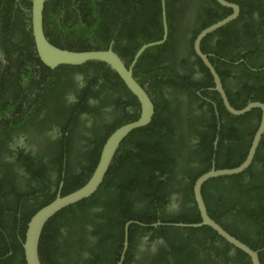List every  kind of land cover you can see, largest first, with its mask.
<instances>
[{"label":"flooded vegetation","instance_id":"1","mask_svg":"<svg viewBox=\"0 0 264 264\" xmlns=\"http://www.w3.org/2000/svg\"><path fill=\"white\" fill-rule=\"evenodd\" d=\"M75 1L77 0H53L52 7L63 9V6L69 3L74 4ZM165 1L169 27V0ZM172 1L175 8L180 9L176 15L173 14L172 19L174 23L178 24L180 31L178 38L180 40L176 43L177 50L174 52L172 60L178 58V62L184 59L195 62L197 57L195 55L190 56L187 50L188 46L183 42L192 38L193 33L188 27L197 21L200 3L203 6L204 0H188L187 3H180V0ZM240 1L242 2V0ZM243 1H247L244 6L253 11L252 16H241L243 5L229 2L240 7V14L236 20L243 18L232 28L236 29L242 37L238 46L244 49L228 53L230 58L224 52L220 53L219 51V54L216 49L214 51L208 50V53L202 49L205 54L209 55L211 62L214 58L221 59L223 68L228 69L226 70L227 75L221 77L228 97L229 94L240 93L245 83L255 82L251 76H248L238 67L242 63L247 64L252 71L264 73V44L261 54L263 58L259 60L256 67H252L244 58V55L249 52L246 48L250 47L248 39L253 32L257 34V42L259 44L263 42L264 0L254 2L255 7L248 0ZM98 2H102V0H81L78 4H74V8H77L83 16L86 14L84 12L86 4H98ZM109 2L110 4L101 9L104 21L108 23L117 22L118 24L126 20L124 18L136 14L138 16L147 15V18L150 19L157 14L155 9L160 6L161 26L164 33L163 0H120V8L116 1L109 0ZM218 5L224 7L220 3ZM63 10L65 12L63 11L58 17H55V20H61L58 24L54 23L55 20L53 22L52 20L48 21L49 32L52 33L54 28H59L62 21L66 19L64 17L65 14L67 15V11ZM120 12L123 17H119ZM72 20L70 19V23L73 22ZM94 24L97 25L98 21L92 20L91 25ZM227 36L229 39L217 38V35L213 36L211 39L212 46L216 48L219 39H224L227 45L228 42L226 41L232 39L230 37L232 34L228 33ZM24 43L18 41L17 37L10 38L9 33L5 36L0 35V74L6 70L23 69L24 65L31 71V78L19 82L21 95H19L17 106L0 115L1 264H23V258L25 260L23 243L31 218L41 208L53 200L55 201L59 195L64 196L73 191L64 189L68 167L77 173H73L77 176L70 180L73 185L71 187L79 185V182L82 187L91 178L99 163L100 152H102L99 151V145H102L105 139L107 141L116 129L138 119L141 113L138 100L135 101L127 92L115 91L113 87L104 85V81H101L100 75L95 73L93 66L87 67L86 70H79L77 67L70 68L66 72L60 73L57 71L58 68L52 70L31 60L22 62V66L7 67L9 63L7 52L18 53L21 51L19 49L26 50L28 44ZM109 46L113 48L114 43ZM230 47L235 51V44ZM170 54L172 55V53ZM239 57L240 60L234 62ZM212 63L215 66L214 62ZM233 63L235 67L232 66ZM168 65L179 72L177 74L179 79L175 82L176 87L173 86L175 84H168L165 81L171 80L170 75L160 74L158 77H161L163 82H160L158 86L154 84L153 87H151L150 82H154L156 76H146L145 80L140 77L144 83L142 85L147 89L157 106H162L163 103L157 101L156 95L160 91L164 105L167 103L166 110L169 111L167 116L170 117L174 140L178 145L184 142L186 146L183 147L184 152L179 150L177 155L172 150H168L176 159L173 173L176 177L168 185L167 203L164 211L161 212L159 208L150 209L149 214L151 216L144 212H137L140 207L145 210L147 205L138 198H134L132 206L137 217L122 224V218L109 221L101 218L99 213L103 210L102 207L92 206L84 213L79 211L81 216H78V219L74 218L71 210L61 213L63 209L50 219L44 228L40 243V256L43 264H119L121 261L123 264H237L238 251L234 247L232 248L211 227H199L201 229L197 231L198 228L175 225L196 224L200 221H198L200 213L197 212L198 209H195L197 204L193 186V177L200 175V163L191 159V155L193 151L199 150L198 147L200 148L202 144L201 137L210 134L209 136L212 138L209 142L213 143L215 150H217L220 139L224 136L229 137L230 145H235V136L237 133L240 134V129H245L247 125L251 127L257 125V130L259 129L263 112L261 108L252 109L245 114L249 119L241 123L238 119L228 116L230 113L227 111L220 94L215 90V84L212 87L205 86L203 88V86H199L206 81V73L211 74L208 68L202 71L199 66L177 68V66L170 65L169 62L164 63V66ZM94 77H98V82L94 80ZM244 81L245 83L242 84ZM164 82L165 84H163ZM262 82L264 86V81ZM258 85L259 82L256 86L258 90L251 91L250 99L244 107L250 103L264 104ZM22 96H25L24 100L21 98ZM248 96V93H245V95H241V98L244 100ZM221 104L228 113H225V116L219 112ZM230 115L234 117L244 116ZM154 121L153 115L151 123ZM147 126L140 129H145ZM223 129H226L230 135L226 134ZM237 129L239 131L235 133ZM144 133L150 138L151 132L148 128ZM159 136L157 132L139 156L136 151H133L134 155L138 156V160H135L136 163L140 161L143 166L150 168L156 166L155 160L153 162L151 158L152 156L156 157L158 149L156 139ZM250 141L248 136L247 144ZM243 142L244 140H241L238 144H243ZM135 147H141V143L137 140L134 142ZM167 147L175 148L177 145L168 141ZM250 148L246 153L247 156ZM119 155L120 151L118 150L115 159ZM145 155L146 158L143 159ZM216 157H218L217 151L214 155L215 159ZM115 159L111 168L114 166ZM141 160H145L146 163ZM42 163L48 165L51 170L59 167L62 172L48 171L44 178H39L33 177L31 173L29 174L25 170L28 166ZM91 163H96V165L91 176L87 177L86 174L89 173V169L83 170L82 168L90 167ZM126 163V161H122L118 166L122 167ZM254 166V171L243 178V183L236 184L229 179H224L222 183L226 188L223 186L219 188V191L218 189H211L210 193L205 195L203 193V196L211 218L221 225L227 233L231 235L237 233L240 238H245L255 245L260 251L261 263L264 264V260H262V256L264 257V218L257 219L253 223L255 220L250 221L247 210H244L245 206L247 209L254 207L256 205L255 200L258 199V205L260 204L264 213V151L261 159L256 161ZM213 168H216L214 162ZM153 173L159 182L161 179H165L159 171L155 170ZM249 182L256 185L258 193L251 191ZM257 194H259L258 198L255 197ZM207 197L213 200V204L208 202ZM219 197L226 201L229 207L228 220L230 223L228 225H223L213 215V212L219 211L216 210ZM11 198H18L19 202L9 204ZM235 216L239 219L236 220ZM246 222L251 227H248ZM11 226L13 227L12 232ZM168 239L172 240L174 249L168 245ZM126 240H128V248L127 251H124ZM15 245L20 250L18 253L13 250H16ZM176 249L184 250L177 252ZM163 250L161 260L160 253Z\"/></svg>","mask_w":264,"mask_h":264},{"label":"trees","instance_id":"2","mask_svg":"<svg viewBox=\"0 0 264 264\" xmlns=\"http://www.w3.org/2000/svg\"><path fill=\"white\" fill-rule=\"evenodd\" d=\"M80 1L81 0H77L74 2V4H78ZM113 1H116L117 5L119 3V8H120V0H113ZM187 1L188 0H180V3H187ZM227 1L236 2L240 6L243 5L241 16L243 15L252 16L253 11L252 10L250 11L248 7L244 6L247 4V1L242 0L243 4L240 0H227ZM248 1L252 6L255 7V3L257 2V0H248ZM46 2L47 3L45 4V13H44V28L46 35L48 38L50 37L51 43L57 45L62 49H67L71 51L107 50L110 47L109 45L114 43L113 50L123 58L126 65L128 66L133 61L134 56L136 55L138 50L144 44L158 41L163 37L160 6L155 9V13L157 14L153 15L150 19L147 18V15L143 14L138 16V14H136L137 16L131 15L124 18L126 20L118 24L117 22L115 23L105 22L102 16L101 9H103L106 5L110 4L109 0H105V1L102 0V2H98V4H92V3H90L89 5L86 4L84 8V12L86 14H84L83 16H81L77 8H74L73 3H69L68 5L63 6V9L67 11V15L65 14L64 17L66 19L62 21L61 25H59L60 26L59 28L58 27L54 28L53 32L51 33L49 32L48 21L52 20L53 22V20H55V17H58L59 14L64 10L60 7L53 8L52 7L53 0H47ZM32 3L33 2H31V0H20V1L0 0V35L5 36L8 35L9 33L10 38L17 37L18 41H22L25 42L24 44H28V48L24 50L26 51L25 53L22 52V49H19L21 51H19L18 53H14L13 51H9V53L7 52L10 66H15V67L22 66L23 64L22 62H27L31 60L35 63L39 62V60L37 59L36 50L34 48V40L31 32ZM23 7L24 9H22ZM179 10L180 9L177 10V7L175 8L173 1L171 0L170 2L169 0L168 40L163 45L156 46L147 50L141 56V58L137 63V66L135 68V76L139 78V81L143 85L144 83L142 80H140V77H143L145 80L146 76H156L154 82H150L151 87H153L154 84L157 86L160 85V82H163L162 78L158 77L160 74L170 75L171 80L174 81L171 80H165V81H167L168 84L169 83L175 84V82L179 79V76L177 75L179 72L173 70L172 67H169V65L164 66L165 62H169L170 65H173V67L177 66V68L185 67V66H199L200 68H202V71L206 70L207 67L194 52V40L202 30L224 19L226 16L232 13L231 9L219 6L215 0H204L203 6H201L200 3L197 21L188 27L193 33L192 38L183 42V44H186L188 46L187 50L189 51L190 56L193 57L195 55L197 57V60L195 62H191L190 60L187 61L186 59H184L178 62L177 61L178 58L174 59V61L172 60V58L174 57V52H176L177 50L176 43L179 42L180 40L178 39L180 31L178 24L174 23L172 19H173V14L176 15L179 12ZM119 17H123L121 12L119 13ZM242 18H239L238 20L231 22L225 27L210 34L202 43L203 51L205 53H208V50L214 51V49H216L218 53L219 51L220 53L224 52L227 55V57L230 58L228 56V53H234L237 50H243L244 48H239L238 46L242 41V37H240L236 29L232 28V26H234ZM70 19H73L72 23H70ZM92 20H97L98 24L91 25ZM60 21L61 20H55L54 23L58 24ZM28 25H29V29H28ZM228 33L232 34V36H230L232 39L226 41L228 42L227 45L225 44L224 39H219L218 40L219 44H217L216 48L212 46L211 39L213 36L215 37L217 35V38L219 37L228 38L229 37L227 36ZM248 40L250 47L246 48V50L249 52L244 55V58L252 65V67H256L259 64V60L263 58L261 54L263 51L262 45L264 44V37H263V42L259 44L257 42L258 40L257 34L253 32ZM233 44L236 45L235 51L230 47ZM170 53H172V55ZM238 60H240V57L238 59H235L234 62ZM212 62H214L216 69L221 77L227 75L226 70L228 69L223 68L222 66L223 62L221 61V59L214 58L212 59ZM89 66H93L95 73L100 75L101 81H104V85L113 87V90L115 91L127 92L131 97L135 99V101H137L136 97L125 88L119 76L115 72H113L105 63L88 62L77 69L86 70L87 67ZM232 66L235 67V64L233 63ZM238 67L242 69L248 76H251L252 80L253 79L255 80V82L253 83H245V81L242 82V84L244 83L245 84L241 88L242 90L240 91V93L234 95L229 94L231 104L235 108L240 109L248 103V99H250L251 91L258 90L256 87L257 82H259L258 86L260 87V91H261V99H264V94H263L264 86L262 84L263 83L262 81H264L263 78L264 73L252 71L251 68L245 63H242ZM69 69L70 66H61L57 69V71L60 73H64ZM27 71L28 68L26 67V65H24L23 69H19L16 71L6 70L5 72L2 73L3 75L0 74V115L14 109V107L17 106V103L19 102V95H21V88L19 82L29 78L28 75L26 74ZM206 77H207L206 81L203 82V85L201 84L199 86H203V88L205 86H211V87L214 86L213 78L211 74L206 73ZM97 78L98 77H94V80H96V82H98ZM163 84H165V82ZM173 86L176 87V84ZM245 93H248L249 96L243 100L241 98V95H245ZM156 96H157V101L163 103L162 106L156 105V114L154 115L155 121L151 123L149 126H147L145 129H139L137 131H134L126 137V139L123 141V143L119 148L120 155L116 157L114 166L111 168V172L108 173L107 177L103 181L99 190L90 198L85 199L75 205L67 207L61 213L65 211L68 212L69 210H71V213L74 216V218L78 219L79 218L78 216H81L79 214V211L84 213L89 208H92V206H98L103 208V210L99 213L101 218H104L108 221L112 219L119 220L120 218H122L123 219L122 224H124L126 221H129L134 217H137L134 212L135 209L132 206V200L134 198H138L143 204L147 205L145 210L142 207H140L139 209H137V212H144L148 216H151L149 214L150 209L152 210L155 208H159L161 212L164 211V207L167 203L166 197L168 193V185L176 177V175L173 174L176 159L168 150H172L174 154L177 155L179 153V150L184 152L183 147L186 146L184 142L178 145V143L174 140V134L171 129L170 117L167 116V114L169 113V111L166 110L167 103H165L164 105V100L163 97H161L160 91L157 93ZM21 98L24 100L25 96H22ZM219 109L221 115L225 116V113L228 114L222 104L219 106ZM228 116L233 117V119H238V121L241 123H244L249 119L247 118V115H244L242 117H234L228 114ZM257 127H258L257 125L256 126L254 125L252 127L247 125L245 129H240V134L237 133L239 131L237 129L235 132L237 133L235 136L236 139L235 145H230L231 143L228 141L229 137L227 136L222 137L219 141L217 150H215V148L213 147L212 145L213 143L209 142L212 136H209L210 134L203 135L201 137L202 144L200 145V148L198 147L199 150L193 151L191 155V159L197 160L200 163V175H203L204 173L211 170L213 168V162L214 164H216L217 169H231L241 165L246 160L247 157L246 153H248V150L251 146V142L255 136ZM147 128L151 132L150 138L144 133V131ZM223 131L226 134H229V132L226 129H223ZM157 132L160 135L156 139L158 149L156 151V157L152 156L151 158L153 162L155 160L156 166L154 168H150L143 166L142 163H140V161L136 163L135 160H138V156L140 155L141 151L147 148V145L150 143L153 137H155ZM248 136L250 137L251 141L250 143L247 144ZM136 140L141 143L140 148H136V147L134 148V142ZM241 140H244V142L243 144L239 145L238 142ZM105 141L106 139L104 140L102 145H99L100 146L99 151H102ZM168 141H171L173 144H176L177 147L168 148L167 147ZM133 151L134 152L136 151L138 153L137 157L134 155ZM216 151L218 153V157H216L215 159L214 155ZM263 151H264V138L261 142V145L259 146L255 158V162L261 159ZM145 158L146 155L143 157V159ZM122 161H126L127 163L123 164L122 167L118 166ZM141 161L146 163L145 160H141ZM254 163L248 170H246L244 173L240 175L223 176L209 180L205 184L203 190L204 195L210 193L211 189L213 190L218 189L219 191V188L224 186L222 183L224 179H229V181H232L236 184L243 183L244 182L243 178L246 175L251 174L252 171H254L255 169ZM95 165L96 163H91L90 167L82 168L83 170L89 169V173L86 174L87 177L91 176V174L94 171ZM25 170L29 174L31 173L33 177H39V178H44L48 173V171L51 172L52 170H55L58 173L62 172L61 168L56 167L51 170L49 166L46 164L44 165V163L39 165L28 166L27 169ZM155 170L159 171L162 177H164L165 179H161V181L159 182L157 176L153 173ZM257 171H262V170H257ZM125 172L126 174L124 175ZM73 173H76V171L68 167L64 189L74 191L81 187L80 182L78 183L79 185L75 187H71L73 185L70 180L77 176L74 175ZM196 177L197 175L193 177L194 182L198 178ZM194 182H193V186H194ZM249 186L252 189L251 190L249 188V190L253 191L254 193H258V191L256 190V185L254 183L249 182ZM255 197L258 198L259 194H257ZM207 200L210 204H213V200L210 197H207ZM222 200L223 199L219 197L218 207H216V210L219 211L213 212V215L216 218V220H218L220 223H222L223 225H228V223H230V221L228 220L229 207L227 202ZM18 202H19L18 198H14V199L11 198L9 204H17ZM255 202L256 205L254 207H249L250 211L249 208L247 209V206L244 207V210H247L248 218L250 219V221L255 220L253 223H255L257 219L264 218L262 207L260 206V204L258 205L259 200L256 199ZM195 209L197 210V207ZM237 219H239V217L238 218L236 217V220ZM199 220L201 221L200 217L198 221ZM246 224L248 227H251L248 225L247 222ZM207 228L209 227L207 226ZM200 229L201 228H198L196 230L198 231ZM10 230L11 232L13 231L12 226ZM234 234L236 236L239 235L237 233ZM240 239L243 242L250 245L253 249H257V247L253 245L249 240L245 238H240ZM167 243L169 246H171L174 249V247L172 246L171 239H168ZM15 248L16 250L13 249L14 252L18 253L20 251L19 248L16 245ZM183 250L176 249L177 252H181ZM163 253L164 250L161 251L160 253L161 260ZM262 260H264L263 256H262ZM22 262L23 264H26L24 258ZM236 262L237 264H252L250 259L247 257V255L244 254L243 252H238V256L236 257Z\"/></svg>","mask_w":264,"mask_h":264},{"label":"water","instance_id":"3","mask_svg":"<svg viewBox=\"0 0 264 264\" xmlns=\"http://www.w3.org/2000/svg\"><path fill=\"white\" fill-rule=\"evenodd\" d=\"M46 1L47 0H31V2H33L31 8V32L37 56L43 65L54 70L61 66L79 67L91 61L105 63L119 76L124 86L136 97L141 107V113L138 119L119 127L110 135L103 146L99 163L86 184L69 194L64 196L59 195L55 201L53 200L48 205L41 208L31 218L28 223V228L23 243L26 264H43L40 256V243L47 222L63 209L93 196L99 190L107 174L109 173L119 147L125 138L134 130L143 128L152 122L153 115L156 113V105L153 98L149 95L147 89L135 76V68L139 59L147 50L165 44L169 36L166 1L163 0L164 33L162 39L144 44L138 50L133 61L128 66L126 65L123 58L113 50L112 46L107 50H91L82 52L62 49L52 44L46 35L44 28ZM216 1L222 6L232 9L233 12L229 16L200 32L194 42L195 53L202 60L204 65L210 70L215 84V90L220 94L222 101L224 102V105L230 114L241 116L247 114V112L254 108H261V111L263 112V118L260 127L255 134L249 154L241 165L231 169L212 168L210 171L197 179L194 186V191L197 208L201 215V222L196 224H176L175 226H187L192 228L209 226L214 229L215 232L219 234V236H221V238H223L227 243L248 255L252 261V264H262L259 256V250H253L240 239L228 234L225 229L221 227V225L211 218L203 196V187L209 180L223 176L239 175L249 169L254 161L256 152L264 136V104L250 103L243 109L234 108L229 100L227 92L223 87L220 74L211 62L209 55L202 51V43L208 35L230 24L236 20L240 14V7L237 4L230 3L227 0ZM127 246L128 240L125 242L124 251H127ZM119 264H123V262L121 261Z\"/></svg>","mask_w":264,"mask_h":264},{"label":"clouds","instance_id":"4","mask_svg":"<svg viewBox=\"0 0 264 264\" xmlns=\"http://www.w3.org/2000/svg\"><path fill=\"white\" fill-rule=\"evenodd\" d=\"M47 3V2H46ZM50 40V39H49ZM53 44V43H52ZM56 46V45H55ZM58 47V46H57ZM34 48H35V44H34ZM36 50V49H35ZM91 51V50H90ZM23 53H25L26 51H22ZM79 52H82V51H79ZM37 54V53H36ZM37 59L39 60V63L40 64H42L43 65V63L40 61V59H39V57L37 56ZM10 66V64L8 63V66L7 67H9ZM6 67V68H7ZM79 67H81V66H79ZM79 67H77V68H79ZM70 68H75V67H73V66H70ZM26 74L28 75V77L29 78H31V71L28 69V71L26 72ZM217 169V168H216ZM210 171V170H209ZM207 173V172H206ZM205 174V173H204ZM200 176H202V175H200ZM199 176V177H200ZM198 177V178H199ZM197 178V179H198ZM197 179L195 180V182H194V186H195V183H196V181H197ZM215 179V178H214ZM212 180V179H211ZM204 187H205V185H204ZM204 187H203V190H204ZM198 209V208H197ZM200 217H201V215H200ZM201 222V221H200ZM204 227V226H203ZM229 234V233H228ZM233 236H235V235H233ZM236 237V236H235ZM237 238V237H236ZM244 243V242H243ZM229 244V243H228ZM246 244V243H245ZM230 245V244H229ZM247 245V244H246ZM249 247H251L250 245H248ZM231 247L233 248V246L231 245ZM252 248V247H251ZM234 249H236L238 252H242L241 250H239V249H237V248H235L234 247ZM253 249V248H252ZM253 250H257V249H253ZM245 254V253H244ZM247 257L250 259V257L247 255ZM250 261H251V259H250Z\"/></svg>","mask_w":264,"mask_h":264}]
</instances>
